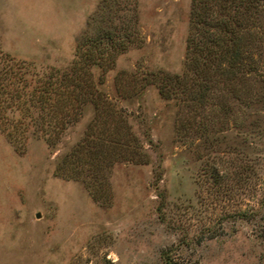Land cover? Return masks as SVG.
Masks as SVG:
<instances>
[{
    "label": "rangeland",
    "instance_id": "obj_1",
    "mask_svg": "<svg viewBox=\"0 0 264 264\" xmlns=\"http://www.w3.org/2000/svg\"><path fill=\"white\" fill-rule=\"evenodd\" d=\"M201 1L0 0V264H264V0Z\"/></svg>",
    "mask_w": 264,
    "mask_h": 264
},
{
    "label": "trees",
    "instance_id": "obj_2",
    "mask_svg": "<svg viewBox=\"0 0 264 264\" xmlns=\"http://www.w3.org/2000/svg\"><path fill=\"white\" fill-rule=\"evenodd\" d=\"M231 2H233V0ZM201 3H203L204 6L201 7V8H203V12L201 13L203 19H202L201 29L199 30L200 37L203 38L206 41V43L209 42L210 45H212V44L213 45L214 44L219 45L218 44L219 43L218 42L219 41L218 36L216 37V34L212 33L211 27H213L215 29H219V31L221 30L223 32V34L221 36H224L226 39L231 41L232 44H234V47L231 50H233L232 52L237 51L234 54V56H237L239 53V47L242 44V38H241L242 34L240 33V30H241L242 26L245 25L244 14L247 10L246 7H244V9L242 8V5H243L242 1L236 2L237 4L233 9V13L232 12L228 13L227 12L228 6L226 4H222L221 8H220V13H221L220 16L221 17H217V18H215L214 16H212V17L210 16L209 13H210L211 6L208 5L206 0L201 1ZM230 7H231V5H230ZM222 11H223V13H222ZM242 15H243V18L239 19V17H242ZM112 35L106 37L102 33V34H99L98 37H92V38H89L88 40L94 41L95 43L97 41H98V43H101L104 40H106V38L108 39L110 37H112V38L115 37ZM227 43H228V41H227ZM227 43L225 44L224 51L229 53L231 51H230V47L227 45ZM210 45H209V49H211ZM209 49H207L208 53H209V51H211ZM222 51L223 50H221V52ZM96 54L98 56V51L96 52ZM204 54L206 57H208L207 52H204ZM210 55L211 54L209 53V57H210ZM85 57L88 58V60H85V62L88 63L89 59L93 60V57H95V52L92 50H89V52L87 53V55H85ZM219 57H222V56L219 55L218 58ZM78 59L81 61L83 60V58H80V57ZM75 67H76V65H74V68ZM177 79L178 78L176 77L175 80H177ZM126 144L127 143L120 142L116 136H111L110 145L108 144V146H106V145L99 144V146H97L98 148L95 151H93L91 154L94 158H96V154H97V161L96 162L98 164V163H101V161H103V160H101L102 156L108 157L109 154H110L109 157L115 156L117 154V152H119L118 150L120 147H123L124 151L127 150L128 148H127ZM162 260H163L162 264H179L176 260L173 259V256L171 255L169 250H166L163 253Z\"/></svg>",
    "mask_w": 264,
    "mask_h": 264
}]
</instances>
